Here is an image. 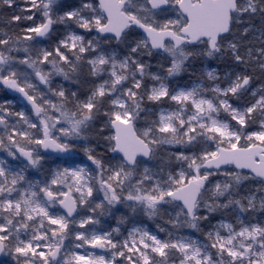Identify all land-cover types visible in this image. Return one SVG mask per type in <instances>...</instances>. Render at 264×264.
<instances>
[{
	"label": "snow or ice",
	"instance_id": "6c2138e0",
	"mask_svg": "<svg viewBox=\"0 0 264 264\" xmlns=\"http://www.w3.org/2000/svg\"><path fill=\"white\" fill-rule=\"evenodd\" d=\"M0 264H264V0H0Z\"/></svg>",
	"mask_w": 264,
	"mask_h": 264
}]
</instances>
